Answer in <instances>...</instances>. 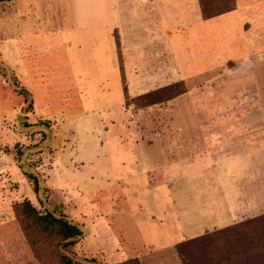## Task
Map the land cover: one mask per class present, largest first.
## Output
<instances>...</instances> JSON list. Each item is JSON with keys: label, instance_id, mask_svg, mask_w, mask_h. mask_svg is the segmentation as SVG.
<instances>
[{"label": "rangeland", "instance_id": "obj_1", "mask_svg": "<svg viewBox=\"0 0 264 264\" xmlns=\"http://www.w3.org/2000/svg\"><path fill=\"white\" fill-rule=\"evenodd\" d=\"M77 4L69 14L68 0H0V264H184L181 242L264 214V149L246 145L264 143V47L249 50L251 20L174 36L171 50L156 44L149 73L133 75L113 48L102 60L99 41H83L91 18ZM20 114L53 130L52 145L26 161L51 208L81 231L68 247L22 210L42 211L19 163L45 133L22 130Z\"/></svg>", "mask_w": 264, "mask_h": 264}, {"label": "crops", "instance_id": "obj_2", "mask_svg": "<svg viewBox=\"0 0 264 264\" xmlns=\"http://www.w3.org/2000/svg\"><path fill=\"white\" fill-rule=\"evenodd\" d=\"M252 2L256 3V0ZM260 3H262L261 6L258 4L237 5L230 12L204 19L199 0H83L84 10L90 12L88 18L90 16L92 19V15L94 17L93 22L90 19V23L83 27L85 35L93 37L86 39L84 35L83 41H89L92 38L93 41L98 40L102 60H106L107 47L110 46L114 49L116 62L119 58L122 61L124 59V72L133 75L144 74L149 73L156 44L159 45L160 50L166 51L171 50L174 36L184 37L188 34L201 37L216 36L221 27L233 23V17H239L242 20H251L253 32H257L258 29L259 36L251 38L248 43L249 50L252 51L258 46L264 47V2ZM77 7V0H68L67 11L76 12ZM221 22H223L222 25H220ZM76 26L81 25L76 24L73 14L68 15L66 33L69 37H76L74 34ZM32 30L27 28L24 31L27 37L31 36ZM95 35H99V38H95ZM130 43L131 47L128 46ZM126 46L127 49H125ZM36 64L37 62L35 65L30 62V66H34L33 69L39 70ZM28 67L27 63L24 64L21 67L22 72L28 73ZM246 145L250 152L252 149L259 151L264 149L262 142L258 147L252 141L247 142ZM251 153L249 160L245 158V170L250 172L253 163Z\"/></svg>", "mask_w": 264, "mask_h": 264}, {"label": "trees", "instance_id": "obj_3", "mask_svg": "<svg viewBox=\"0 0 264 264\" xmlns=\"http://www.w3.org/2000/svg\"><path fill=\"white\" fill-rule=\"evenodd\" d=\"M199 3L204 19L213 18L234 9L233 0H228L225 8L221 10L208 8L205 0H199ZM21 89L25 94H29L25 87ZM27 176L36 183L35 177ZM22 210L25 215L37 219L46 228L48 226L57 228L61 236L60 247L65 248L73 244L76 237L81 234L77 226L69 224L63 217L57 218L50 213L41 215L29 202L24 203ZM222 239L225 245L220 248L216 243ZM178 252L181 254L184 264H264V214L234 226L183 241L178 246ZM215 253L217 256L213 257ZM62 260L65 264H71L68 257H62ZM76 264L97 263L90 261ZM124 264L135 263L131 260Z\"/></svg>", "mask_w": 264, "mask_h": 264}, {"label": "water", "instance_id": "obj_4", "mask_svg": "<svg viewBox=\"0 0 264 264\" xmlns=\"http://www.w3.org/2000/svg\"><path fill=\"white\" fill-rule=\"evenodd\" d=\"M26 116L23 114H20L18 116V126L24 130L27 133H34V132H43L45 133V139L36 145L24 148L21 150V154H20V167L22 168V170H24L28 175H32L33 177H35L36 179V187H37V197L39 202L42 205V211H41V215H44L46 213H50L53 216L57 217V218H62L63 216L56 213L50 206L45 193H44V188H45V181L43 180L41 174L36 170V168H34L33 166H31L30 164H28V162L26 161V158L29 154L31 153H36V152H40L46 148H48L49 146L52 145V140H53V130L48 126V125H43V124H26ZM64 220H66L69 224L75 225L77 226V224L75 222H73L70 218L68 217H63ZM80 236V235H79ZM85 263V262H82Z\"/></svg>", "mask_w": 264, "mask_h": 264}]
</instances>
